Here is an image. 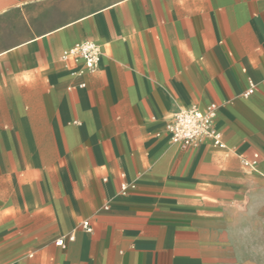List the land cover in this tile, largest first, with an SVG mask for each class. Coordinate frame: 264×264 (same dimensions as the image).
Returning a JSON list of instances; mask_svg holds the SVG:
<instances>
[{"label":"crops","instance_id":"obj_1","mask_svg":"<svg viewBox=\"0 0 264 264\" xmlns=\"http://www.w3.org/2000/svg\"><path fill=\"white\" fill-rule=\"evenodd\" d=\"M0 264H264V0H0Z\"/></svg>","mask_w":264,"mask_h":264},{"label":"built area","instance_id":"obj_2","mask_svg":"<svg viewBox=\"0 0 264 264\" xmlns=\"http://www.w3.org/2000/svg\"><path fill=\"white\" fill-rule=\"evenodd\" d=\"M102 55L101 46L93 40H85L75 44L64 57L71 56L76 63H81L80 74L85 72H94L99 66ZM81 86H85L82 83ZM255 89V84L250 83V87L245 92V96H250ZM218 113V105L211 104L205 110H201L197 106L181 109L173 114L170 122L167 123V131L170 134V139L173 143L180 144L184 147L198 146L203 140L211 139L218 147H225V142L221 131L215 126V119ZM258 156L255 155L253 160H245L246 166L257 164ZM128 188L127 184H122V190ZM82 226L87 231H92V226L89 220H85ZM74 235L70 234L69 240H74ZM58 246L66 247L65 238H59L56 241Z\"/></svg>","mask_w":264,"mask_h":264},{"label":"rangeland","instance_id":"obj_3","mask_svg":"<svg viewBox=\"0 0 264 264\" xmlns=\"http://www.w3.org/2000/svg\"><path fill=\"white\" fill-rule=\"evenodd\" d=\"M246 166V165H245ZM254 167H256V165H253Z\"/></svg>","mask_w":264,"mask_h":264}]
</instances>
